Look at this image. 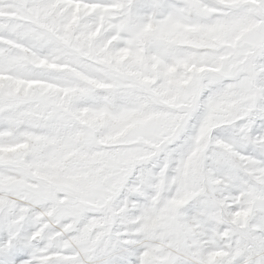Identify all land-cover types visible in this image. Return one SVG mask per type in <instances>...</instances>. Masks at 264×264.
<instances>
[{
	"label": "snow or ice",
	"instance_id": "6c2138e0",
	"mask_svg": "<svg viewBox=\"0 0 264 264\" xmlns=\"http://www.w3.org/2000/svg\"><path fill=\"white\" fill-rule=\"evenodd\" d=\"M0 264H264V0H0Z\"/></svg>",
	"mask_w": 264,
	"mask_h": 264
}]
</instances>
